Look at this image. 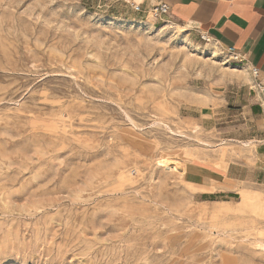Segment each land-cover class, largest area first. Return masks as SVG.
<instances>
[{
	"label": "rangeland",
	"instance_id": "374dc122",
	"mask_svg": "<svg viewBox=\"0 0 264 264\" xmlns=\"http://www.w3.org/2000/svg\"><path fill=\"white\" fill-rule=\"evenodd\" d=\"M210 43L126 0H0V264H264V126Z\"/></svg>",
	"mask_w": 264,
	"mask_h": 264
},
{
	"label": "crops",
	"instance_id": "0c3cea01",
	"mask_svg": "<svg viewBox=\"0 0 264 264\" xmlns=\"http://www.w3.org/2000/svg\"><path fill=\"white\" fill-rule=\"evenodd\" d=\"M163 1L169 6L166 21L184 26L196 38L199 33H205L222 49L234 47L248 66L260 69L264 79V0ZM250 78L248 82H253ZM243 96L250 100L246 124L251 121L255 127L264 126V109L256 103L250 87L244 90Z\"/></svg>",
	"mask_w": 264,
	"mask_h": 264
},
{
	"label": "built area",
	"instance_id": "2783aa9c",
	"mask_svg": "<svg viewBox=\"0 0 264 264\" xmlns=\"http://www.w3.org/2000/svg\"><path fill=\"white\" fill-rule=\"evenodd\" d=\"M136 12L151 13L156 21L164 20L169 13V6L163 0H148L149 5L146 6L147 0H126ZM199 38L205 42L212 41L205 33H199ZM226 55L228 61L241 67L246 66L253 79L251 90L253 91L256 103L264 109V79L261 78L260 69L254 65L248 66L247 60L239 55L234 47L220 48Z\"/></svg>",
	"mask_w": 264,
	"mask_h": 264
},
{
	"label": "bare ground",
	"instance_id": "6f19581e",
	"mask_svg": "<svg viewBox=\"0 0 264 264\" xmlns=\"http://www.w3.org/2000/svg\"><path fill=\"white\" fill-rule=\"evenodd\" d=\"M154 19H155V17L151 14V13H149ZM132 19H130V21H131ZM139 21V20H138ZM137 22V21H136ZM140 22V21H139ZM135 24V23H134ZM212 43V42H211ZM210 43V44H211ZM213 45H215V44H213ZM210 46V45H209ZM216 46V45H215ZM240 71H244V70H240ZM259 205H261V204H259ZM261 209H262V211L264 212V206L262 205V206H259Z\"/></svg>",
	"mask_w": 264,
	"mask_h": 264
}]
</instances>
